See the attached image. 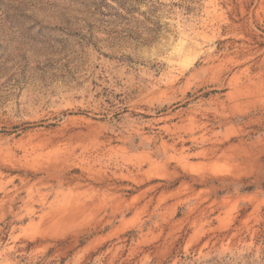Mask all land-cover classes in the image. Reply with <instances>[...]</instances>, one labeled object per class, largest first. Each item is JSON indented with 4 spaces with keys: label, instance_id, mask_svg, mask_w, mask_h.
Masks as SVG:
<instances>
[{
    "label": "rangeland",
    "instance_id": "1",
    "mask_svg": "<svg viewBox=\"0 0 264 264\" xmlns=\"http://www.w3.org/2000/svg\"><path fill=\"white\" fill-rule=\"evenodd\" d=\"M0 264H264V0H0Z\"/></svg>",
    "mask_w": 264,
    "mask_h": 264
}]
</instances>
